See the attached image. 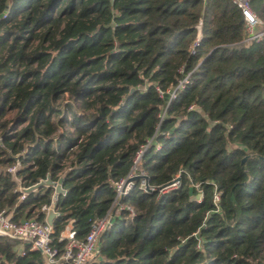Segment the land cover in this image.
Masks as SVG:
<instances>
[{
    "label": "trees",
    "instance_id": "obj_1",
    "mask_svg": "<svg viewBox=\"0 0 264 264\" xmlns=\"http://www.w3.org/2000/svg\"><path fill=\"white\" fill-rule=\"evenodd\" d=\"M252 5L264 20V0ZM0 140V211L15 221L54 189L20 201L12 156L28 148L27 187L71 161L59 249L67 220L83 239L107 215L144 147L123 200L136 216L117 215L93 264H264V41H247L231 0H0ZM21 244L0 238V264H47Z\"/></svg>",
    "mask_w": 264,
    "mask_h": 264
},
{
    "label": "built area",
    "instance_id": "obj_2",
    "mask_svg": "<svg viewBox=\"0 0 264 264\" xmlns=\"http://www.w3.org/2000/svg\"><path fill=\"white\" fill-rule=\"evenodd\" d=\"M231 1L242 12L245 22L247 41H264V20L254 12L252 0ZM201 26L202 22H200L197 26L198 35L196 40L190 47L191 54H195V49L199 45V42L201 40ZM259 28L261 29L260 32L258 31ZM187 83L188 77L180 82L179 88H184ZM175 96V92L172 93L171 97L175 98ZM66 103H68V101L62 102L59 107L63 111V113L65 111L64 105ZM196 108V105H192L189 110L192 111ZM64 130L73 132V128L68 124H66L63 128H59V134H62ZM55 139H57V137H55ZM0 146H3L1 140ZM145 149L146 148L143 147L136 154V157L134 159V166L127 177L111 182V186L115 192V200L112 204V207L104 218L92 224L91 229L85 238L78 239L76 237L75 220L69 219L67 220L65 227L58 237V241L64 244L63 248L59 249L54 245L55 229L53 225L47 223V216L51 211H56L60 214L57 207V202L60 195L57 194L55 187H53L54 193L51 198V204L43 205L41 208L36 209L35 216L31 218H26L21 221H15L13 211H0V238H6L9 240L21 242V256L26 255V253L29 251L41 253L46 258L47 264H93L99 252V240L102 234L113 225V222L115 221L117 215L123 212L129 220L133 219L136 216L135 208L127 203H124L123 200L136 186V179L138 178L140 172V160ZM27 153L28 148H26L21 153L12 156L15 159L16 163L13 166L6 168V172L10 174L13 180L17 182V191L21 194L19 198L20 201H23L26 196L30 194L28 191L31 188L47 180H41L39 183L27 187L25 185L26 181L19 177L18 173L22 169L21 158L25 157ZM66 164V169L60 175V179L63 180L66 176V173L72 169L71 161L67 162ZM179 185L180 176L171 185L161 188L160 193L166 194L170 190L178 188ZM140 189L147 193L156 192V188L149 186L147 180L144 178L141 180ZM39 192L40 190L36 189L31 193L38 194ZM40 214L46 215V220L44 222L38 220V216Z\"/></svg>",
    "mask_w": 264,
    "mask_h": 264
},
{
    "label": "water",
    "instance_id": "obj_3",
    "mask_svg": "<svg viewBox=\"0 0 264 264\" xmlns=\"http://www.w3.org/2000/svg\"><path fill=\"white\" fill-rule=\"evenodd\" d=\"M63 179H60L58 182H55L52 180L51 176L47 177V180L44 182L39 183L37 186L31 188L28 192L31 193L32 191L38 189V190H43L45 188H56L57 194L58 195H65L66 190L63 188ZM60 214L57 213L56 211H51L48 216H47V223L50 225H54L55 219L59 216Z\"/></svg>",
    "mask_w": 264,
    "mask_h": 264
},
{
    "label": "crops",
    "instance_id": "obj_4",
    "mask_svg": "<svg viewBox=\"0 0 264 264\" xmlns=\"http://www.w3.org/2000/svg\"><path fill=\"white\" fill-rule=\"evenodd\" d=\"M22 249V244L18 246V251H19V254H20V250Z\"/></svg>",
    "mask_w": 264,
    "mask_h": 264
},
{
    "label": "rangeland",
    "instance_id": "obj_5",
    "mask_svg": "<svg viewBox=\"0 0 264 264\" xmlns=\"http://www.w3.org/2000/svg\"><path fill=\"white\" fill-rule=\"evenodd\" d=\"M12 116H14V114H13V113L10 115V118H12Z\"/></svg>",
    "mask_w": 264,
    "mask_h": 264
}]
</instances>
